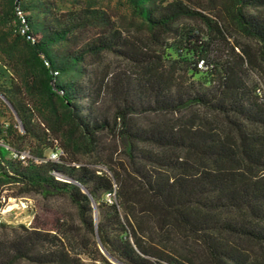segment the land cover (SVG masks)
Wrapping results in <instances>:
<instances>
[{
    "label": "trees",
    "instance_id": "trees-1",
    "mask_svg": "<svg viewBox=\"0 0 264 264\" xmlns=\"http://www.w3.org/2000/svg\"><path fill=\"white\" fill-rule=\"evenodd\" d=\"M127 1L139 35L101 8L0 0V62L17 78L8 85L0 66V99L18 120L4 128L0 114V140L29 148L20 139L35 138L29 149L42 157L62 151L59 162L25 164L0 145V211L11 195H63L122 264H264V99L250 80L264 84V0H234L239 33L257 46L220 48L226 26L203 0ZM19 10L33 39L14 31ZM185 18L206 32L180 28ZM108 52L124 66L102 67ZM104 133L122 150H98ZM73 226L20 225L0 238V264H117L98 238L77 240L76 252Z\"/></svg>",
    "mask_w": 264,
    "mask_h": 264
},
{
    "label": "rangeland",
    "instance_id": "rangeland-1",
    "mask_svg": "<svg viewBox=\"0 0 264 264\" xmlns=\"http://www.w3.org/2000/svg\"><path fill=\"white\" fill-rule=\"evenodd\" d=\"M59 2L58 8L61 10H70L72 8L80 9L83 6H93L94 8H101L111 13L113 19L117 21V24L121 28L130 33L139 35L141 31L145 30L144 24L141 19H139L133 12L131 5L127 0H57ZM205 11L218 15L221 19V22L225 24L227 35L226 41L221 43H215L216 48H220L223 45H233L237 42L242 43L243 45H251L256 47L257 45L251 39L246 38L241 35L236 27V24L233 20V9H234V0H203ZM178 26L180 28L188 29H197L203 33L206 32V28L198 20L192 18L183 19ZM14 31L16 29L14 28ZM125 64V61L115 55L114 53L108 52L105 53L104 59L102 62V67H105L109 70H119ZM0 66L4 70V78L7 84L11 83L12 78L15 76L12 74L11 70L6 69L5 66ZM99 72V70H98ZM196 79L200 76H196ZM204 78V76H203ZM17 78H15L16 80ZM209 79V77H207ZM250 80L253 83L259 84L260 87L264 90V84L262 83L261 77L252 72L250 75ZM0 105L1 99H0ZM0 114L3 116L4 120L9 123V126H12V129L15 130V123L18 122L13 110L9 107L8 104L2 105L0 109ZM15 136L21 134L20 131H14ZM103 143L101 148L98 150H122L119 145V141L110 137L107 133L103 135ZM21 146H26L32 149L36 148V139L29 137L21 141ZM18 144V142H15ZM48 150H44L45 155L49 153ZM79 160L83 163H92L96 160L94 155L80 154ZM92 167H96L102 170L106 168L100 164H92ZM9 194H14L17 192V188L13 187L7 191ZM106 201L107 194L105 196ZM109 202V201H108ZM98 220V217H97ZM58 221L65 222L67 226H73L70 236L72 238V244L76 246L75 251L79 252L80 247H77L78 241L83 239H95L96 235L87 232L82 226L78 218L76 206L71 202L67 196L63 195H53V196H44L42 193L36 190H31L28 193H22L20 195H11L7 198L5 205L0 211V238L12 239L16 234L15 232L21 231L19 228L20 225H25L31 227L34 223L51 225L55 224ZM72 236V237H73ZM97 239V238H96ZM153 260V258H151ZM84 264H91L92 261L87 256L83 255ZM20 264H32L27 261H23ZM166 264V263H163Z\"/></svg>",
    "mask_w": 264,
    "mask_h": 264
},
{
    "label": "built area",
    "instance_id": "built-area-1",
    "mask_svg": "<svg viewBox=\"0 0 264 264\" xmlns=\"http://www.w3.org/2000/svg\"><path fill=\"white\" fill-rule=\"evenodd\" d=\"M18 15L21 18V24L17 27L16 31L20 35H23V36H26L28 38L33 39L27 33L28 26L25 23V19L23 18V12L19 10L18 11ZM45 62H46L47 65L49 64V62L46 59H45ZM198 66L200 68H202V69H206L207 68L206 63H205V61L203 59L199 61ZM258 93L264 99V90L263 89H259ZM1 126L6 128L8 126V122L3 123ZM0 145H2L4 148H6V150L9 151L11 157L20 159L25 164H28V163L40 164V163H44V162H47V161L59 162L60 161V156L62 154V151L59 150V149H57V150L50 149L49 153L47 155H45V157H42V156L34 154L29 148L15 147V146H12V145L4 142L2 139L0 140ZM107 199H108L109 202L112 203L115 200V192L107 193Z\"/></svg>",
    "mask_w": 264,
    "mask_h": 264
},
{
    "label": "water",
    "instance_id": "water-1",
    "mask_svg": "<svg viewBox=\"0 0 264 264\" xmlns=\"http://www.w3.org/2000/svg\"><path fill=\"white\" fill-rule=\"evenodd\" d=\"M84 191H85L86 193H89V189H88L87 187H84ZM94 207H95V209L97 208V207H96V203H94ZM95 217H96V219H97V217H98L97 209L95 210ZM97 238H98V240H99V236H98V235H97ZM99 246H100L102 252H103V253H104L109 259H111V261H113L114 263H117V264H122V263H120L119 261H117L113 256H111V255L108 253V251L104 248V246L102 245V243L100 242V240H99Z\"/></svg>",
    "mask_w": 264,
    "mask_h": 264
}]
</instances>
